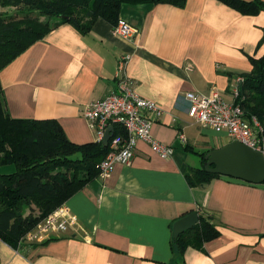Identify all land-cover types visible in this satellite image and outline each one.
Instances as JSON below:
<instances>
[{
    "label": "crops",
    "instance_id": "obj_1",
    "mask_svg": "<svg viewBox=\"0 0 264 264\" xmlns=\"http://www.w3.org/2000/svg\"><path fill=\"white\" fill-rule=\"evenodd\" d=\"M119 19L137 30L134 39L112 34L103 19L84 34L64 23L7 63L5 112L53 119L70 142H94L83 112L115 90L117 61L129 55L123 75L162 108L151 133L172 155L161 159L137 141L129 166L114 164L107 179H93L64 203L73 225L21 247L0 241V264H264V185L216 176L192 188L184 178L201 168V155L231 142L187 117L184 94L215 88L233 103L230 88L264 55V11L246 16L216 0H186L182 8L123 5ZM192 212L218 236L178 254L172 225Z\"/></svg>",
    "mask_w": 264,
    "mask_h": 264
},
{
    "label": "trees",
    "instance_id": "obj_2",
    "mask_svg": "<svg viewBox=\"0 0 264 264\" xmlns=\"http://www.w3.org/2000/svg\"><path fill=\"white\" fill-rule=\"evenodd\" d=\"M186 0H0L11 7L36 8L58 23L49 27L38 20L23 19L3 26L0 20V71L33 43L40 41L59 24H70L80 33H88L98 19L114 26L123 5L167 4L182 8ZM246 16L264 11L261 0H216ZM85 19H87L85 21ZM27 23V25H25ZM22 25V26H20ZM251 71L236 84L238 92L233 104L239 106L244 118H255L264 131V55L251 60ZM231 92V91H230ZM124 130L114 127V136ZM109 149L101 143L75 144L65 136L53 119L15 120L5 112L0 88V167L13 166L14 171L0 174V241L14 247L18 238L31 225L45 218L64 204L78 190L98 177V165ZM201 168H188L184 178L190 187H202L217 175ZM264 185V182L262 183ZM29 214L24 216L23 211ZM218 236L208 218L172 241L181 254L187 247H199Z\"/></svg>",
    "mask_w": 264,
    "mask_h": 264
},
{
    "label": "built area",
    "instance_id": "obj_3",
    "mask_svg": "<svg viewBox=\"0 0 264 264\" xmlns=\"http://www.w3.org/2000/svg\"><path fill=\"white\" fill-rule=\"evenodd\" d=\"M111 31L125 40H132L137 35V30L121 19L111 27ZM129 58V55H124L117 61L119 76L115 90L103 99L89 104L83 112L84 120L94 132V142L101 143L107 127L113 128L112 137L107 144L109 151L98 165L97 175L102 179L110 176L114 164L130 165L137 141L147 144L161 159H168L172 155V148L158 142L151 133L152 124L163 114L162 108L135 94L133 85L123 75ZM230 91L232 98H236L237 86H232ZM184 100L187 103V117L192 122L213 132L225 134L230 141H238L260 152L264 159L263 128L255 118L246 120L242 109L226 102L217 89H211L208 94L187 92ZM115 126L122 128L125 135L114 136ZM178 141L182 146L186 144L184 134L178 135ZM42 222L29 242L41 239L44 234L64 232L74 224V219L67 216V208L62 206Z\"/></svg>",
    "mask_w": 264,
    "mask_h": 264
},
{
    "label": "water",
    "instance_id": "obj_4",
    "mask_svg": "<svg viewBox=\"0 0 264 264\" xmlns=\"http://www.w3.org/2000/svg\"><path fill=\"white\" fill-rule=\"evenodd\" d=\"M113 128L108 126L102 138V146L107 147ZM203 169L208 174L239 180L248 184L260 185L264 182V159L255 151L238 141H231L222 147L207 152ZM198 223L195 212L175 221L172 225V238L176 240L183 232Z\"/></svg>",
    "mask_w": 264,
    "mask_h": 264
},
{
    "label": "rangeland",
    "instance_id": "obj_5",
    "mask_svg": "<svg viewBox=\"0 0 264 264\" xmlns=\"http://www.w3.org/2000/svg\"><path fill=\"white\" fill-rule=\"evenodd\" d=\"M11 19H15L17 21H22L23 19L38 20L41 23L48 24L49 27L58 23V19H56L55 17H47V16L41 14L39 12V10H37L36 8L32 9V7L30 8V7H27L24 5H21L18 7H11V6H6L5 4H2L0 2V20H3V24H4L3 26H8V24H10L12 22V21H10ZM86 20L87 19H85V21ZM25 25H27V23H25ZM20 26H22V25H20ZM263 135H264V132H263ZM10 168H12V171L8 172L3 167H0V174L12 173L14 171V168H13V166H10ZM62 206L65 207V205L62 204L61 206L56 208L54 211H56L57 209H59ZM54 211H52L50 214H52ZM23 214H24V216L28 215L29 214L28 210H24ZM49 215H47V216H49ZM35 218L38 219L37 222H34L31 225H27L26 228H28V229L22 235H20L18 238H14V240L16 239L13 243L15 247H21L24 244H26L27 242H29L31 236L36 232L38 226L40 224H42L43 223L42 221L45 219V218L40 219L39 216H37Z\"/></svg>",
    "mask_w": 264,
    "mask_h": 264
}]
</instances>
